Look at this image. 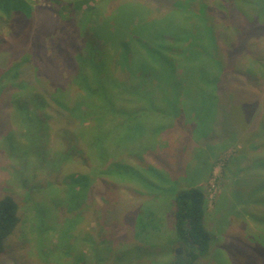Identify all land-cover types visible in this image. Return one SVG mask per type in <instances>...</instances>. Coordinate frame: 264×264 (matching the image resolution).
<instances>
[{
	"label": "rangeland",
	"instance_id": "rangeland-1",
	"mask_svg": "<svg viewBox=\"0 0 264 264\" xmlns=\"http://www.w3.org/2000/svg\"><path fill=\"white\" fill-rule=\"evenodd\" d=\"M22 1L34 7L32 14L24 12V16L16 17L19 14L15 13L16 6L12 3H5L10 18L0 13V67L5 69L11 59H20L18 53L22 55V50H30L26 65L27 68L32 66L35 72L25 76L28 86L16 94L20 96L19 106L30 113L35 111L43 121L41 116L48 114L47 107L36 109L32 103L35 96L43 97L42 90L46 89L39 84L43 77L40 72L46 71L54 78L50 91L54 90L64 104L75 109L79 102H86L84 92L72 82L69 63H64L48 36L50 32L51 37L60 33L54 10L67 13L71 7L81 4L82 9L91 6L106 13L113 8V0ZM201 1L209 6V13L215 16L217 29L223 36V41L220 40L222 71H227L226 55L235 49L232 70L237 84L219 98L218 103L213 90L199 82L216 74V68L206 72L184 59L170 67L173 77L180 75L186 82L179 108L183 113L177 120L172 121L171 117L157 112H143V105L133 96L113 86L109 90L114 94V109L104 108V103L101 109L100 103L91 99V107L82 106V113L75 111L76 117L58 119L54 125L43 121L47 124L46 130L37 131L41 135V155L30 148L15 105L0 110V196L12 195L21 209V225L6 239L0 264H166L173 257L171 251L179 250L182 255L184 249L174 244L172 237L173 199L155 192L164 188L160 180H154L155 185L149 188L141 183V179L151 178L153 172L150 171L165 172L170 182H184L183 188L194 183L193 187L202 192L204 226L210 248L197 264H264V155L253 150L248 140L257 124L263 129L260 122L264 123V112L253 115L252 109L260 108L264 87L254 89L252 81L238 72L240 66L241 70H247L245 74L256 77L260 74L264 78V34L253 35L254 31L264 33V4L259 11L255 0ZM137 3L139 13L150 9L152 17H156L158 11L154 6L145 0ZM232 5L250 27L239 22L238 30H222L223 24L229 22ZM256 13L258 19L254 21ZM23 17L29 23L22 21ZM15 19L21 22V28L20 25L16 28V37L11 27ZM156 34L157 30L153 29L151 36ZM73 35L75 42L74 31ZM86 36L101 51L100 38L91 32ZM247 39L250 49L238 59L236 47ZM159 67L160 64L153 66L156 77ZM173 77L169 85H177L179 77ZM154 94L157 101L160 94L155 91ZM150 103L151 98H148L146 105ZM162 123L166 124L164 128ZM68 129L77 139L72 149L79 158L70 153L63 163L57 162L53 154L64 152L59 150L64 141H59L54 134ZM99 141L103 142L102 149L106 152L100 160L95 156L97 149L91 146L92 142ZM114 165L120 168L114 170ZM130 167L139 173L126 169ZM126 175L131 179L126 180ZM81 176L87 177L89 184L81 190L75 188L82 204L76 211L69 212L64 203L65 185L71 177ZM96 194L101 195L95 199ZM155 194L159 197L154 198ZM87 198L95 204H88ZM52 200H59V205L54 207ZM44 206L50 208L45 222L51 230L41 247L46 254L39 256L33 245L36 233L32 235L29 223L44 221L47 215ZM138 208L154 214V230L150 231L147 244L131 239L133 234L122 235L123 240L117 234V231L120 235L127 230L128 235L129 227L137 220ZM72 217L75 220L68 231L69 237L60 240L58 246L60 231L67 229L66 220ZM67 249L71 250L62 255Z\"/></svg>",
	"mask_w": 264,
	"mask_h": 264
},
{
	"label": "trees",
	"instance_id": "trees-1",
	"mask_svg": "<svg viewBox=\"0 0 264 264\" xmlns=\"http://www.w3.org/2000/svg\"><path fill=\"white\" fill-rule=\"evenodd\" d=\"M137 1L113 0V8L106 13L91 6L82 9L81 4L71 7L70 12L68 11L67 13L54 10L56 14L54 18L57 27L59 25L60 33L51 37L52 34L50 32L48 36L53 43L55 51L63 57L64 63H69L72 82L84 92L86 102H79L75 109L64 104L60 99L58 100L54 90L50 91V87L54 85V78L49 76L46 71L38 72L43 76L39 80V84L45 85L46 89L43 88L44 90H42L43 97L35 96L32 99V103L36 109L43 110L47 107L48 114L45 112V115L41 116L44 118L43 121L54 125L58 119L69 120L76 117L75 111L82 113V106L91 107L89 103L91 99L93 102L100 103L99 107L101 109H103L101 103H104V108H111L112 110L115 107V98H113L114 94L109 89L113 88V86L116 88L119 86L125 93L127 92L129 93L128 95L133 96L137 103L143 105V112H157L167 118L171 117L172 121L173 119L177 120L178 116L183 113L182 109L179 108L181 107L180 100L183 91L186 90V82L180 75H174L173 77L174 73L171 72L170 67H174V64L179 65V62L184 59L194 62L197 68L204 69L206 72L214 69V67L216 68V74H213L212 77H208L205 81L199 80L200 83L213 90L216 102L225 93L231 92L236 86V76L232 70L234 62L233 52H235V49L233 52L230 51L229 55H226L227 71H222L220 53L223 49L220 40L223 41V36L217 29L219 25L215 20V16L209 13L208 5L201 0H145L158 11L156 17L153 18V12L150 9L142 13L138 12L140 10L137 8ZM231 1L227 0V2ZM255 1H257L255 4L258 5L260 11L264 2L261 0ZM5 3H12V5L16 6L15 13L19 14L16 17L24 16V12H29L30 15L35 10L32 5H28L22 0H0V13H3L8 18H10V12ZM77 10H80V13H77ZM228 18L229 22H225V25L223 24L224 28L222 30H231L233 28L238 30L240 27L239 22H243L244 27L251 26L246 24L245 17L234 6ZM253 19L254 21L258 19L257 13ZM22 21L27 20L23 17ZM19 25L21 28V22L16 19L11 25L15 37L17 34L16 28ZM153 29L157 30V34L152 37ZM72 31L77 34L75 42L73 41L74 35L72 36ZM90 32L100 38L101 51L96 49L91 39L86 36V33ZM257 34L264 33L262 31L253 32V35ZM249 47L248 39L246 43L244 41L238 43L236 47L237 52L239 51L238 59L242 53L249 51ZM22 51V55L21 52L18 53V55L20 54V59H17V57L11 59L5 69L0 67V110L9 109L13 104L15 105L16 112L21 116V120L24 123L30 148L35 149L41 155L43 152V148L39 145L41 135L37 134V131H45L47 124L38 118L35 111L30 113L23 109L22 106H19L21 104L20 96L16 94V91L20 92L22 88L28 86L25 76L35 72L32 66L27 68L26 65V60H30L29 58L31 57L30 50L25 49ZM188 56L193 59L189 60ZM240 61L238 60V62ZM157 64H160L161 67H159L156 77L153 74V66ZM238 70L241 75L247 76L252 81L254 89L264 87V78L260 74L258 77L251 74L247 75L245 74L247 70H241L240 66H238ZM114 74L116 75L114 76ZM172 77L176 79L179 77L177 85H169V79ZM154 91L160 94L157 101L155 100ZM262 92L264 93V91ZM148 98H151V103L146 105ZM259 106L260 108H256V111H254V108L252 109L253 115H257L258 112L261 115L264 112V96L260 100ZM53 113H55V117H53ZM261 122L260 125L263 126V129H259L260 126L257 124L255 132L249 134L251 139L248 140L256 148H253V150L264 155V123L262 124ZM161 125H164L162 128L166 126L165 123ZM260 130H263L262 134ZM160 131L156 133L155 137L158 136ZM54 135L59 141H64V145H60L59 148V150L62 149L61 151L64 152L53 154L57 162L63 163L65 157H68L70 153L74 157L79 158L76 151L74 152L72 149L78 142L71 130H59ZM91 146L93 150L94 148L97 149L98 155L95 154V156L98 160L106 155V152L102 149L103 142H92ZM65 148L69 150H65ZM26 152L27 150L24 151V153ZM248 153L250 154V151ZM62 165L66 166L68 163ZM113 168L117 170L120 166L114 165ZM126 169L136 171L134 167ZM136 172L139 173L138 171ZM150 172H153V175H151L153 179L146 178L145 181L141 179V183L143 187L146 184L149 188L150 185H155L154 180H160L164 188L155 192H160L161 195H169L173 199L172 237H174V244L184 249L182 255L174 253V250L171 251L173 257L166 264H197L199 259L207 256L210 248L209 234H207L204 226L205 205L202 192L198 188L193 187L194 183L183 188L182 184L184 182H170L165 178V172ZM126 178L123 179H131L128 176ZM88 184L89 180L87 177H71L69 179V183L65 185L64 192V203L68 206L69 212L76 211L82 204V199L78 198L79 192L75 188L79 187V190H81ZM104 187L106 188V185ZM100 195L96 194L95 199ZM156 197L159 196L155 194L154 198ZM52 202L54 207L59 205V200H52ZM86 202L95 204V201H91L90 198H87ZM89 206L91 207V205ZM140 208H138L136 222L131 224L133 225V230L129 227L128 235L127 230L120 235L117 231L120 240H123L122 235L129 237V235L133 234L131 239L148 243L147 237L150 231L154 230V224L152 225V223L155 218L152 212H148L145 208L143 210ZM48 209L50 210V208L44 206V211H47L44 221L39 224L29 223L32 235L34 232L36 233L37 240L36 242L32 241L34 249L37 250L39 256L46 254L41 247L43 241L47 238V233L51 230L50 226L48 224L46 226L45 222V219L49 216ZM20 212V204L16 198L10 194L0 196V257L4 254L6 239L21 225ZM75 217H72L74 219L67 218L66 224L68 227L65 230L63 229L64 231H60L58 246H60V240H65L64 238L69 237L68 231L74 225ZM70 250L63 251L62 255H67ZM140 250L144 251L143 249ZM50 254L48 252V255Z\"/></svg>",
	"mask_w": 264,
	"mask_h": 264
},
{
	"label": "water",
	"instance_id": "water-1",
	"mask_svg": "<svg viewBox=\"0 0 264 264\" xmlns=\"http://www.w3.org/2000/svg\"><path fill=\"white\" fill-rule=\"evenodd\" d=\"M180 253V251L179 250H176V254H179Z\"/></svg>",
	"mask_w": 264,
	"mask_h": 264
}]
</instances>
